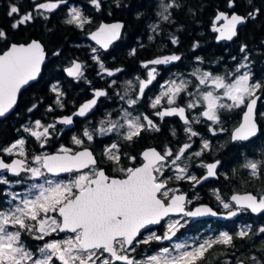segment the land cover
Masks as SVG:
<instances>
[{"label":"snow or ice","instance_id":"snow-or-ice-1","mask_svg":"<svg viewBox=\"0 0 264 264\" xmlns=\"http://www.w3.org/2000/svg\"><path fill=\"white\" fill-rule=\"evenodd\" d=\"M90 2L97 10L100 9V0ZM66 3L67 0H46L35 4L34 10L43 15ZM178 7L176 0H169L162 5L159 16L162 20L169 21L170 10ZM228 7H234V0H228ZM258 11L249 13V17L255 18ZM8 15L19 17L12 25L13 28L33 19L31 12L21 14L16 4L10 6ZM69 16L66 23L79 28L91 23L76 7L71 8ZM249 17L236 14L229 17L220 12L216 20H223L225 23L222 27L214 26L213 31L219 33L220 40H232L237 35V26L245 23ZM123 27L122 23H102L91 33V39L107 49L113 41L119 39ZM157 27L158 25H153L152 30L155 31ZM0 40H7V33L2 29ZM172 43H178V39L173 37ZM246 49L247 45L241 46L240 51L245 53L244 61L233 71L216 74L197 68L191 73L194 79L181 74L176 79L167 80L161 85L159 95L149 101L152 109H158L153 114L161 121L165 117H179L190 141L192 137L200 135L194 129V124L211 122L208 130L217 135L218 132L227 131L222 126L226 119L224 114L240 109L243 111L242 120L231 130L230 141L235 144L250 141L258 134L264 135V129L257 123L256 113L257 101L260 99L257 92L262 85L252 80L249 71H242L249 67ZM96 51L95 48L92 49L94 54ZM132 54H135V50ZM45 57L44 46L37 40L10 43L6 48L0 49V117L6 116L14 108L23 88L38 80ZM93 59L108 76L122 71L105 67L97 55ZM180 59L179 55L172 54L142 62V67L146 69L145 78L136 77L138 86L132 88L135 95L134 98L129 96L127 105L134 108L145 97V90L157 78L156 66L172 64ZM82 67L81 63L73 62L66 70L68 76L80 78L83 75ZM128 83L131 86L132 82ZM51 91L56 94V103L62 108L60 98L64 93L56 84L51 86ZM128 95L126 92L120 99L124 100ZM106 96V90H96L94 97L80 105L73 115L62 116L47 125L36 120L32 126H24L23 131L34 137L40 148L44 149L56 130V123L72 125L73 116L86 117L97 104V99ZM36 107L33 105L28 111L31 112ZM49 111H52L51 107ZM260 116L264 117V112ZM217 125L220 127L217 128ZM160 130L159 125L148 115H133V111L122 108L119 119L102 121L92 131L85 128L82 137L73 136L72 144L76 147L61 145L55 152L43 151L31 156L25 150L26 140L23 138L9 146L0 147V173H10L14 177L24 174L33 181L23 194L10 192L9 206L0 209V264H198L216 245L235 247L233 235L221 232L215 238L196 244L184 242L172 247H162L156 254L146 255L142 259L133 255L138 245L171 241L180 228L184 227L181 223L183 217L218 214L206 205L186 210V203L191 201L184 194H177V189L169 187V181L173 179H188L200 183L201 180L216 176L219 160L201 163L207 169V174L200 179L188 172L187 161L190 157L186 153L192 148L191 143H183L175 151L166 145L162 150L146 148L139 154V161L137 156L128 153L122 155L121 145L111 143L104 149L103 158L110 162V172L115 175L98 166L93 151L85 146V141L92 142L96 135L115 132L130 144L142 132ZM172 135H176L175 130H172ZM210 148V142L203 140L201 150L191 153V156L200 157ZM5 156L16 158L8 162ZM125 159L129 162L128 165L122 162ZM243 167L253 177H259L264 171V158H246ZM169 170L174 172V176H165ZM62 174H68L70 178L61 179ZM11 183L5 175L0 174V184ZM216 199L228 210L229 217L245 210L264 213V195L258 197L252 193L234 194L226 202L217 191ZM171 214L182 216L168 221L163 235L151 231L150 226L159 225ZM145 230L149 235L141 238ZM250 232V226L241 228L236 236L244 239ZM258 232L264 233V227H260ZM61 233L65 236L55 238ZM25 234L44 243L33 250L24 242ZM249 259L252 264H264V260L255 255ZM237 264L245 262L238 261Z\"/></svg>","mask_w":264,"mask_h":264},{"label":"flooded vegetation","instance_id":"flooded-vegetation-1","mask_svg":"<svg viewBox=\"0 0 264 264\" xmlns=\"http://www.w3.org/2000/svg\"><path fill=\"white\" fill-rule=\"evenodd\" d=\"M176 3L179 7L170 10L169 21L161 19L159 13L162 8H157L147 11H132V14H140V16L128 21L111 18L95 23V26L88 32L96 29L103 21H121L124 24L120 38L114 41L107 50L101 49L98 45L92 44L84 38L81 45L87 48L88 56L71 58L62 67L57 65L60 63L48 64L51 61H60V59H57L59 54L53 56L47 54L48 61L45 62L40 79L22 89L14 109L6 117L0 118V125L5 124L19 128L22 132L19 137L14 138L4 147L23 138L26 140L25 150L29 153V156L43 151L55 152L61 145L76 147L72 144V137H82L85 128L92 131L95 127H99L102 121L119 119L122 108L133 111V115L146 114L159 125L161 129L159 132H142L141 136L130 144L115 132L103 136L96 135L92 142L85 141V146L89 147L96 156L98 166L115 175V173L110 172L112 167L110 162L103 158L104 149L111 143L120 144L122 155L128 153L137 156L138 161L139 154L146 148L155 147L157 150H162L163 146L166 145L172 147L175 151L183 143H191L192 148L186 153V156L190 157L187 161L188 172L200 179L207 174V169L202 167L201 163L207 164L219 160L217 174L207 180H201L200 183L188 179H173L169 181V187L177 189V194H184L187 200L191 201V203H186V210H194L195 207L206 205L212 207L218 214L216 216L183 217L181 223L184 224V227L180 228L171 241H154L150 245H138L133 255L137 259H142L146 255L156 254L162 247H172L176 243L184 242L196 244L208 238H215L221 232H228L234 237L235 247L228 248L216 245L205 254V257L198 264H237L238 261L252 264L249 259L252 255L264 260V251H262L264 250V233L258 232L260 227H264V213H253L250 210H245L239 211L236 216L229 217L227 215L228 210L224 209L217 201L216 193L218 191L226 202L234 194L252 193L258 197L264 195V171L259 177H253L249 170L243 167L246 158L255 160L264 158V135L258 134L250 141L232 143L230 141L231 130L239 125L243 116V111L237 109L224 114L226 119L223 121L222 126L227 131L213 135L208 130L211 122H201L193 125L200 135L192 137L189 141L188 135L184 132L185 126L179 117H165L161 121L159 117L153 114L158 109H152L149 101L159 95L162 90L161 85L169 79H176L181 74L188 79H194L191 73L197 68L212 71L216 74L233 71L239 63L244 61L245 53L241 52L240 48L242 45H247L246 53L249 67L242 71H249L252 80L262 85V88L257 92L260 99L257 101L256 113L257 123L264 129V117L260 116V113L264 112V41L261 42V45L254 44V41L249 44V40L254 39L251 33L256 28L255 22L260 21L257 17L261 14V11L258 9L255 18H250L249 13L254 12L257 8L239 10V2L234 1V7L229 8L227 5L226 9H216L208 15L205 10L190 9L189 2L181 3L179 0ZM220 12L226 13L229 17L233 14L249 17L237 29V35L232 40L218 41V33L213 31L214 26L222 27L225 23L223 20H216ZM144 13L145 15H143ZM153 25H158L155 31L152 30ZM248 30L251 31L250 34L247 33ZM173 37L178 39V43H172ZM93 48L97 50L95 54L92 52ZM133 50H135L134 55L132 54ZM208 52L211 53V56H208ZM219 53L222 55H219ZM172 54L179 55L181 59L172 64L156 66L158 71L156 80L145 90V97L140 103L134 108H130L126 100L129 96L134 98L135 94L132 92V88L138 86L136 77L144 79L146 75V69L142 67V62ZM94 55L99 56L105 67L112 70L122 69V71L116 72L114 76H108L100 69L98 62L93 59ZM74 60H79L83 66V75L80 78H69L64 72L65 68L71 65ZM47 69L53 70L57 75H52L53 77L50 76L48 80L45 78V81H42L41 77L44 76V73L46 75ZM59 70L62 71V74L58 72ZM112 81H115V84H112ZM129 81L132 82L131 86L128 83ZM53 84L58 85L64 93L60 98L63 103L62 108L56 103V94L51 91ZM67 87L72 88L71 98L68 97ZM96 90H106L108 96L98 98L95 108L86 117L73 116L74 123L72 125L56 123V130L44 149L40 148L39 142L34 137L23 131L24 126H32L36 120H40L47 125L57 121L62 116L73 115L80 105L94 97ZM126 92L129 95L121 100L120 96ZM33 105L37 107L29 112L28 109L32 108ZM50 107L52 111H49ZM216 127L220 126L217 125ZM172 130H175V136L172 135ZM203 140L210 142V150L204 151L200 157L191 156V153L201 150ZM14 158L16 157L5 156L8 162ZM122 162L125 165L129 164L126 159ZM0 174L5 175L12 183H16L18 180L22 181L17 185L18 188H23L25 183L28 182V177L24 174H21L20 177L10 176L9 173ZM165 176H174V172L169 170L165 173ZM60 178L68 179L70 177L68 174H63ZM5 186L0 184V189L2 190ZM7 188L2 190L4 195L10 191V187ZM6 201H3L4 205L7 204ZM180 216L182 214H171L159 225L150 226L151 231L157 235H163L167 222L178 219ZM249 226L251 228L249 236L239 239L236 234L241 228ZM61 235L63 233L59 236ZM147 235H149V232L145 230L142 232L141 238Z\"/></svg>","mask_w":264,"mask_h":264},{"label":"trees","instance_id":"trees-1","mask_svg":"<svg viewBox=\"0 0 264 264\" xmlns=\"http://www.w3.org/2000/svg\"><path fill=\"white\" fill-rule=\"evenodd\" d=\"M46 0H0V29L7 33V40H0V49L6 48L10 43H26L32 38L40 40L45 46V52L48 55H54L55 52H59L57 59L60 61H51L48 63L51 65L57 64L58 66L66 65L71 58H84L88 56L87 48L82 46L81 43L84 40L82 36L87 33L95 23L100 20L113 19H136L140 14H132V11L136 10H153L162 8L163 3H168L169 0H100V9L97 10L90 0H67L68 2H74L81 7L82 13L87 17L91 23L84 25V28H79L76 25H70L66 23L69 19L66 12V6L61 5L57 11L49 13V15H40L34 10V4L45 2ZM54 1V0H53ZM179 1V0H176ZM181 3L189 2L190 9L193 10H205L208 15L212 14L216 9H226L228 0H180ZM239 2L238 9H260L261 14L257 17L259 22H255L256 28L251 33L254 36L253 40H249V44L254 41V44H260L264 41V0H234ZM12 4H16L20 8V13H26L28 10L33 14V19L24 24H21L17 28H13L12 25L17 21L16 15L9 16L8 11ZM184 6V5H183ZM145 15V13L143 14ZM128 24V23H127ZM134 24V23H133ZM130 25V23H129ZM248 30L247 33L250 34ZM209 50V49H208ZM210 51V50H209ZM215 54L213 53V56ZM219 55H222L219 53ZM208 56L211 53L208 52ZM62 74V71L59 70ZM57 75L56 72L47 69L46 75L41 77L42 81L49 79L50 76ZM53 77V76H52ZM68 88V97H72V88ZM21 129L14 128L9 125H0V147H4L7 143L13 141L21 135ZM5 195L0 189V209L4 205ZM28 237V236H27ZM24 236L30 244L29 237ZM34 241V240H32ZM36 241V240H35Z\"/></svg>","mask_w":264,"mask_h":264},{"label":"rangeland","instance_id":"rangeland-1","mask_svg":"<svg viewBox=\"0 0 264 264\" xmlns=\"http://www.w3.org/2000/svg\"><path fill=\"white\" fill-rule=\"evenodd\" d=\"M46 2V1H45ZM52 2H55V0L53 1L52 0ZM40 3H42V2H40ZM36 4V3H35ZM34 4V5H35ZM37 4H39V3H37ZM61 5H65L66 6V12H67V14H68V17L70 18V16H69V13H70V10H71V8L72 7H76V8H78L79 10H81L82 11V9H81V7L80 6H78L77 4H75L74 2H68L67 1V3L66 4H61ZM61 5L58 7V8H56V9H54V10H52V11H49V12H45L43 15L44 16H47V15H49V13H52V12H55V11H57L59 8H62L61 7ZM28 12H31L30 10H28L26 13H28ZM22 14V13H21ZM24 14V13H23ZM19 19V17H17V20ZM84 28V27H83ZM27 181L28 182H26L25 183V185L23 186V188H18L17 187V185H19L20 183H18V184H16V183H11V185H6L7 187H10L9 188V192H6L5 193V198H4V200L3 201H6L7 202V204H5L2 208H7L8 206H9V204H10V196H9V193L10 192H17V193H21V194H23L24 192H26L27 191V188L29 187V185L33 182V181H31L29 178H27ZM4 187V188H2V190L3 189H8L7 187ZM12 187H14V188H12ZM5 192V191H4ZM7 198V199H6ZM12 203H15L14 201H12ZM26 235V237L28 236L29 237V240H31V242H33L32 244H30V242L27 240V239H25L24 237H23V239H24V242L26 243V245H28L29 247H31V248H33V250H35V248L36 247H38V246H40V245H42L44 242L43 241H35L34 239H32V237L31 236H29V235H27V234H25ZM65 236V234H63V235H61V236H59V237H55V238H57V239H59V238H62V237H64ZM27 237V238H28ZM50 239V238H49ZM32 240H34V241H32Z\"/></svg>","mask_w":264,"mask_h":264},{"label":"water","instance_id":"water-1","mask_svg":"<svg viewBox=\"0 0 264 264\" xmlns=\"http://www.w3.org/2000/svg\"><path fill=\"white\" fill-rule=\"evenodd\" d=\"M236 15H238V14H236ZM102 23H103V24H113V23H122V24H123V22H121V21H113V22H105V21H103V22H101L100 24H102ZM100 24H99V25H100ZM243 24H244V23H243ZM243 24L238 25V26H237V29H238L239 27H241ZM123 25H124V24H123ZM98 27H99V26H98ZM98 27H97V28H98ZM97 28H96V29H97ZM96 29H94V30L91 31V32L86 33V34L83 36V38L87 39V40H88L89 42H91L92 44L94 43V44L98 45L94 40L91 39V33L94 32V31H96ZM122 31H123V28L121 29L120 35H121ZM218 35H219V33H218ZM235 37H236V36H235ZM119 38H120V37H119ZM233 38H234V37H233ZM217 39H218V38H217ZM32 40H37V41H39V42L44 46V44H43L40 40H38V39H31L30 41H32ZM117 40H118V39H117ZM117 40H115V41H117ZM219 40H220V39H218V41H219ZM30 41H29V42H30ZM113 42H114V41H113ZM113 42H112V43H113ZM13 43H16V42H13ZM26 43H28V42H26ZM112 43H111V44H112ZM111 44H110V45H111ZM110 45H109V46H110ZM98 46L101 47L100 45H98ZM108 48H109V47H108ZM101 49H103V50H107V49H104V48H102V47H101ZM44 50H45V46H44ZM45 53H46V57H45L44 64L42 65L41 74H42V72H43V68H44L45 62L48 61L47 52H45ZM56 53H58V52H56ZM73 62H78V63H80L79 60H74ZM73 62H71V63L73 64ZM72 64L65 68L64 72H65L66 76H68L66 70H67V68L71 67ZM41 74H40V76H41ZM68 77H69V78H75V77H71V76H68ZM39 79H40V77L38 78V80H39ZM38 80H37V81H38ZM37 81L31 82V83H30L29 85H27L25 88H27L28 86H30L31 84H33V83H35V82H37ZM23 89H24V88H23ZM21 91H22V90H21ZM91 99H92V98H91ZM86 102H87V101H86ZM15 106H16V105H15ZM15 106H14V107H15ZM94 108H95V106L93 107V109H94ZM13 109H14V108H13ZM93 109H92V110H93ZM10 112H11V110H10ZM10 112H9V113H10ZM9 113H7V114H9ZM7 114H6V116H7ZM6 116H4V117H6ZM4 117H0V118H4ZM9 174H10V173H9ZM62 175H63V174H62ZM10 176H12V175L10 174Z\"/></svg>","mask_w":264,"mask_h":264}]
</instances>
